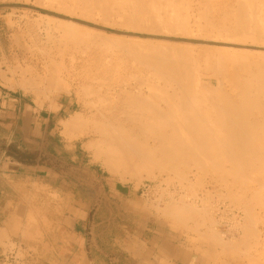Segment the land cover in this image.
Masks as SVG:
<instances>
[{
  "label": "rangeland",
  "instance_id": "1",
  "mask_svg": "<svg viewBox=\"0 0 264 264\" xmlns=\"http://www.w3.org/2000/svg\"><path fill=\"white\" fill-rule=\"evenodd\" d=\"M96 1L95 0L94 1L93 0L92 1L91 0H89V1L85 0L82 3V0H0V5L1 4H21V5H27V6L35 7V9L26 8V7H0V25L5 26V29L8 32L12 31L14 33V37L12 39L13 44H14L15 48L19 49V55H20V60H21V61H17L18 65L15 68V73H16V71H19L20 72L19 74L21 75L22 79H25V76L28 75L30 72H32V74H35V71H36V73H37V82H39V83H37V92H38L37 95H38L40 106H42L44 104V102H48V101L53 100L58 95L67 94L68 95L67 97L71 101V105H72V111H71L70 116H72L74 114L78 115V113L79 114L81 113V115H83V118L85 120H88L89 118L93 117L92 115L95 114V112L97 111V109L99 107L104 108L105 110L107 109L106 112L115 111L113 106L115 104L121 105L122 104L121 102L127 96L126 94L124 95L120 92L121 87L124 86L125 88L123 87V89H127V90L129 89L130 91L133 89V91H131V94H135V92H136L135 90H138V88L140 89L141 86H144L143 92L144 91L145 92L143 93V96L145 97L146 93H147V95L150 96V93L152 92L153 88H155V85L157 86L159 84L158 85L159 87L157 86L156 90L158 89V91L160 92V95L155 94L156 90H154L153 97L150 96V100H151V97H152V99L154 97L155 98L157 97L158 101H157V99H154L153 101L156 100L159 103L160 107L162 108V106H163V108H166V110L170 107V105L175 106V104H176V106L178 107L179 104H177V103H180V101H178L179 99L176 98V96H174V95L178 93L177 96L179 94H180L179 96H181L184 93L182 90V87L178 88L180 86H176V82L174 83L173 81H171L170 80L171 78L168 79L167 75H166V77L163 76L164 73L160 74L158 71L153 69V68H155L154 66L150 65V67H151L150 68L148 66V64L146 62H144L142 59H141L142 60L141 61L142 65H141V62L139 60L140 58L138 57V59H137V57L135 55H133V51H131L130 49H129V51H127L128 52L127 53L126 50L128 49L129 46L126 47V45H130L132 43H134V45L136 44L135 46L139 45L140 48L142 47L141 46L142 44L145 43L146 46H148L149 44L151 45L152 42H153V45L154 44H158V45L160 44L159 46L155 45V47L157 46L158 48L162 45L164 47H166L168 45V47L172 49V50H170V51H172V54L174 53L173 46H175V45L178 46L177 49H181L179 51L180 52L182 51L183 54L181 53L180 56L178 53H175L174 55H172L170 52L169 57L171 58L173 56L171 59L172 60L175 59L176 61L178 59L175 57L179 56L178 58H180V60H182L181 56H182V58L185 57L186 60L183 59V61H185V64L187 63L186 67L189 63L188 67L186 68V72H188V75L191 76L192 87L197 91L198 96L200 97L198 99L197 98L198 96L196 97V95H195L194 98H196V100L195 99L194 100L200 101L201 104L203 103L202 106H204V104L209 105L212 98H215V97H216V99L221 98V97L216 96L220 92L219 90H221L220 93H222V92H224V90L228 92V89H229V91L233 95L236 96V92H234L235 94L233 93V90L235 88L232 90L233 86L232 85L229 86V83L231 84V81L227 82L228 79H225V78L223 79L222 76L224 74H222L221 69H219V67L221 68L220 62L225 63L224 61L219 60V59H221V56L223 57L222 59H224V56L226 55V58L228 60H230L226 53L224 54V52H221L223 49H225V47H228V46L227 45L216 46V45H211V44H207V43L204 44V42H203V44H201V43L196 44V43H193L190 41L182 40V38L202 39V38H204L203 35L207 36L206 34L209 33V31H207V29L212 30L213 26L216 27V26H220L223 24H225V26H227L226 23L229 26L228 28H230L232 25H230L229 23L231 22L232 24H234L233 19H235V16H234V14H231V12L228 8H227V10H229V11H227L225 9V14L230 12L232 17L229 15V13H228V16H227V14L224 15V16H227L226 19H228V21H225L226 23L223 22V24H221L222 22L221 23L217 22L218 21L217 18H218V16L220 17V14H221V18H223V16H222L224 13L223 9L227 7L226 6L227 3L229 4V5L227 4L228 7L233 6V10L231 9V11H234V7H236L235 3H237V2H235L234 0H230V1L229 0H216V1L214 0L215 2L213 0L212 1L207 0V4L209 5L208 6L207 4H204L206 2L205 0H203V2H202V0H200V1L199 0H190V1L189 0H180V2L178 0H176L174 3H175V5L177 4L178 7H174L173 10H175V9L179 10L178 12H180V14L179 13L178 14L181 15V17L178 16L179 19H182V18L186 19V18H188V15H190L189 16L190 19H187V20H189L190 28H192L193 30L192 29L191 30L194 32H192L189 29L191 35L186 36V35H180L178 32H176L177 34H175V32L174 33H163V32H157L156 33V32H152V31H148L146 29H140V28L139 29L138 28L132 29L133 25L135 24L132 21H131V23L133 25L131 24L132 27H130V25H129L130 20L129 19L133 18L134 17L133 15L137 16L140 14V16L143 20H141V18L139 20L138 16H137V18H133L131 20L136 19L139 21H144V20L149 19V17L145 16V14L147 16H149V13L153 11V10L152 11L149 10V8L153 7V6L149 5L150 4L149 2L153 1V3H154L157 0L156 1L155 0H147V1L144 0V1H142L143 2L142 4H140L141 0L137 1V3H134L136 1L132 0V2L134 1L133 5L137 4L138 6L135 5L134 7H136V8L133 7V9H132V7H131L132 5H130L131 11L129 9H126V5H128L127 6V8H128L129 4H131L132 2L129 4L127 3L125 5L126 0H114V3L111 0H108L109 2H107V0H105V1L104 0H100V1L96 0ZM101 1L102 2L104 1V2L102 3ZM162 1L163 2H161V0H160L161 3H158L159 2L158 1V2H156V5L155 4L154 5L156 6V10H157L158 8L161 7L160 5L163 6L165 4L166 7L164 6V7H162L163 9L161 8L163 12L160 9L158 10L159 14H160V12L165 13V14L161 13L162 17H164L165 15H168V12H165V8L169 9V6H170V10L173 12V10L171 9V6H175V5L173 3L174 0L170 1L171 4H173V5H169L168 7H167V5H168L167 1L169 2V0H162ZM251 1H253V0H251ZM251 1H248V2L250 3ZM90 2H93V3L96 2L95 4H99V3L100 4H99V6H97V5L92 3L94 6H96L94 8V6ZM105 2L110 3V4H108V5H110V7L108 5H104ZM145 2H148L149 4L145 3ZM187 2H188V5H187ZM208 2H210V3H208ZM224 2H226V3H224ZM254 2H255V0H254ZM254 2L252 3L253 5H254ZM256 2L258 3L261 1L256 0ZM75 3H77V5ZM144 3L146 4V6L147 5H149V6L146 7ZM153 3H151V4L153 5ZM166 3H167V5H166ZM189 3L191 4V6L189 5ZM198 3H199V5H198ZM257 3H256V5H257ZM102 4L105 7H109V8L112 7V8L109 10V8L108 9L105 8ZM123 4H124V6H122ZM220 4H222V5L225 4L226 7H224V5H223L224 8L222 7V9H221ZM263 4H264V1L261 2V4L260 3L258 4L260 6L257 5L258 6L257 7V10H258L257 13H260V11H261L260 14H262V11H264L263 10L264 7H262V6H264ZM49 5H51V6H49ZM88 5L92 6L93 9H92V7H89ZM158 5L160 7H158ZM186 5H187V7H186ZM217 5L220 6L219 8L221 9V11L223 13L221 11H218L219 8L216 11L215 6H217ZM67 6H68V8L71 6L72 7L68 9ZM139 6H140L141 10H139ZM141 6L142 7L145 6L146 8L145 7L142 8ZM181 6H182V8H181ZM205 6H206V9H210L209 10L210 12L205 11L206 10ZM213 6H214V8H213ZM78 7H80V8H78ZM208 7H211V8H208ZM121 8L126 10L127 12L130 11L129 14L132 13V15L128 14L125 16V14H127V13L124 12L125 14H123V12H121V11H123ZM186 8H187V10H184ZM79 9H81V10H79ZM103 9H104V11H103ZM134 9H136L135 11L137 13L142 11L141 12L142 15H141V13H139V14L135 13L134 14L133 13ZM144 9L146 12L143 11ZM211 9H212V11H211ZM86 10H87V12H85ZM108 11H112V15H111V13H108ZM148 11H149V13H147ZM154 11H155V9H154ZM106 12L110 15H107ZM157 12L155 11V13L157 15H159ZM219 12H221V13H219ZM91 13H92V15H91ZM175 13H177V12H174V15H175ZM206 13H208L209 15ZM215 13H216V15H215ZM232 13H234V12H232ZM118 14L119 15L121 14V15L119 16ZM122 14H123V17L125 16V18H127L129 20V22L126 19L123 21V22L127 21L126 24L122 22V20L124 19V18L122 19ZM150 14H152V13H150ZM154 14H152V18L155 17V18L159 19V17H156L157 15H154ZM178 14H176V15H178ZM199 14H202L203 16L206 14L204 16L205 20H204L203 16L201 17V15H200V17H199ZM186 15H187V17H186ZM88 16L89 17L92 16V18H89ZM93 16H94V18H93ZM143 16H145V17L143 18ZM214 16H216V17H214ZM107 17H108V19H107ZM208 17L209 18L212 17L214 19V22H216L215 24H213L214 23L212 21L213 19H211L213 26L208 24V20H210ZM258 17L260 18V16H258ZM215 18L217 21H215ZM221 18H219V21L222 20ZM230 18H231V21L229 20ZM150 19H151V16H150ZM192 19H193V21H194V19H196L194 21L196 23H198V21L200 19H203L202 20L203 22L200 20L199 23L201 25L203 23L204 24L207 23V24L206 25L203 24L204 25V26H202L203 29L201 32H199L198 30H201L200 29L201 26H200V28L199 27L196 28V26H198L200 24H198V25H195L196 23L193 24ZM263 19H264V16L262 17V21H264ZM62 20H64V21H62ZM76 20H79V21L80 20L81 21L86 20V22H90L93 24L104 26L108 30L105 31V30L100 29L101 30L100 31L97 28H94L92 26V24L90 26H88V25L85 26V24L79 23ZM105 20H107L111 24H109ZM60 21H62V22H60ZM65 21L70 22V23L75 22V23L81 25V27L85 26L84 28H81L82 29L81 31H84L83 29H85V28H86L87 32L89 30H92V31L88 32L91 35H88V37H86V41H85V39L83 40L81 38L82 36L79 37V35H81V33L85 34V32H81V33L79 32L80 26H79V28H77L78 29L77 32L80 33V34L77 33V35H78L77 36L75 33V30H72V29L68 28L66 25H64V24H66V23H63ZM190 22H191V24H190ZM217 23H219L220 25H218ZM142 25H143V23L140 24L139 26L141 28H143ZM208 25H209V27L207 29H205L206 26H208ZM139 26H137V27H139ZM87 27L89 28V30L87 29ZM222 27L223 26H220V28H222ZM233 27H234V25L231 28H233ZM228 28H226V29H228ZM224 29H218L222 32L218 31L217 29H215L214 31H210L211 34H209V36H212V35L215 36L217 34V33L215 34V32H220L218 34H221V37H214V36H212V37L213 38H220V39L224 40L223 37L226 38L227 35L231 36L229 34L225 35V33H228V32L226 31L224 33V31H223ZM64 30L68 31V34H69L70 30L72 32L74 31L73 33H75V35H76V37H75L76 41H75V38H73L72 40L67 39L69 37H67L68 35L65 36ZM203 30H205V32ZM116 31L128 32V33H130V35L129 34L128 35L122 34L120 36V34L116 33ZM179 32H181V31H179ZM88 33H86V34H88ZM204 33H206V34H204ZM222 33H224L223 36H222ZM124 35H125V37H123ZM89 36H91L92 38H89ZM77 37L81 38L83 41L80 39L77 40L78 39ZM132 37H134V38H132ZM231 37H233V36H231ZM70 38H72V37H70ZM94 38H95V40H92ZM109 39H110V41H109ZM103 40L104 41L106 40L108 42L104 43V45H103V42H102ZM185 42H187V44L192 43L195 45H193V47L191 46V48H187L188 46H186V48L184 49L182 47H185V46H183V45H186V44H183ZM147 43H149V44H147ZM247 43L249 44V46L245 47V49L246 50L249 49V50L245 51V54H246V52H247V54L249 53L250 55L249 54L248 55L253 60L250 57L249 58L252 61H256L255 60L256 58H257V60L259 59L261 61V59L263 58L262 59V62H263V60H264V53H263L264 52V45H263L264 42L262 44L263 47H254V42L252 43L251 39L248 37ZM7 44L10 45L9 43H7ZM98 44H99V46H98ZM118 44L122 45V46H119ZM207 45H208V48H207ZM132 46H133V44H132ZM132 46H130V47H132ZM212 46H213V48H212ZM215 47H216V49L220 48V50L217 49L215 51ZM188 49H190V50H188ZM251 49L254 50V53H253V50H251ZM256 49L258 51L263 50L262 51L263 54L262 53L260 54V52H261L260 51V52H258V55H257V52H255V51H257ZM148 50L149 49L144 50L145 51L144 53H147ZM185 50H187L186 51L187 56L185 54ZM139 51H140V49H139ZM151 51H152V53L154 52L153 50H151ZM231 51L232 50H230L229 52L235 53L234 51L233 52H231ZM220 52L223 55H221ZM229 52H227V53L230 54ZM188 53H190L189 56H188ZM206 53H209V54H206ZM218 53L220 55H218ZM237 53H235V54H237ZM149 54H151V53L149 52ZM176 55H178V56H176ZM205 55L207 56V58H205L206 57ZM237 55L241 56L242 54L239 53ZM259 55L262 56V58L261 57L259 58L258 57ZM73 56H74L75 60H74V58H72ZM132 56H134V57H132ZM191 56L195 60L192 59ZM208 56H209V58H208ZM187 59L188 60L192 59V60H190L191 62L190 61L188 62ZM62 60H64V64L60 65ZM134 60L136 62H134ZM138 60H139V62H138ZM196 60H198V61H196ZM183 61H182V63H183ZM225 61H226V63L224 65H226V64H228V65H226V69L224 68V70L225 71L229 70L230 72H233V70H231V69H234V67L232 68L233 65H231L232 62L231 61L227 62V60H225ZM54 62H56L55 63L56 65H53ZM197 62L200 64H196ZM217 62H219L218 66H215L217 64ZM58 63H59V65H58ZM145 63L148 67L145 65ZM206 63H207V65H206ZM143 64H144V66H143ZM208 64L210 65V68H209ZM212 64H214V65H212ZM182 65H184V63ZM190 65L192 67H190ZM224 65H223V67H224ZM230 65H231V67H230ZM56 66L58 69L56 68ZM207 66L209 69L207 68ZM214 66L216 68L218 67L220 72L219 71L217 72L218 69L214 70L213 69V68H215ZM227 66H229L230 68L227 69ZM195 67H196V71H195ZM108 69H111V70H108ZM138 69L140 70V72L137 71ZM198 69H199V71H198ZM212 69L216 72L214 73V71H212ZM187 70H190V71H187ZM150 71H151V73H150ZM106 72H107V74H106ZM135 72L136 73L138 72V73L136 74ZM227 72H225V73H227ZM191 73L193 76L190 75ZM217 73L220 76L217 75ZM220 73L222 74V76ZM148 74H150V75H148ZM156 74H158V75L154 76ZM159 74H160V77H159ZM142 75H143V77H142ZM195 75H196V78H195V80H193ZM148 76H149V78H148ZM152 76H154V78ZM54 77H55V79H54ZM142 79H144L145 81ZM200 79H201V81H200ZM104 80H105V82H104ZM140 80L142 81L143 85H142V83L140 84V82H141ZM149 80L151 82L153 81V83H151ZM154 80H156V81H154ZM197 80H199L200 84H202V85L197 84L198 83ZM222 80H224L225 82L224 81L222 82ZM146 81H149L150 83L146 82ZM101 82L103 83V85ZM171 82H173L174 86L173 85L171 86V84H172ZM193 82H195V83H193ZM66 83L69 85L70 88L66 89L64 87V85L65 86L67 85ZM148 84H150L151 87L154 86L151 91H149V88L147 90ZM167 86H168V88H167ZM194 86L198 87V88H195ZM230 87H232V88H230ZM180 90H181V92H180ZM198 90H199L200 94L204 93V95H200ZM161 91H163V93H164L163 96H161V94H162ZM196 91L194 92V94H197ZM137 92L139 93L140 91L138 90ZM170 93L173 94V96L176 98L175 99L176 101L173 100L172 96L169 97L171 95ZM166 94H167V96H166ZM110 95H111V97H110ZM209 95L211 97V100L209 97V100H208V98H206L208 100V103L203 102L202 100L205 99V96L208 97ZM121 96L123 99L121 98ZM149 96L147 98H149ZM203 96H204V98H203ZM166 97L167 98L169 97V98L167 99ZM165 98L167 99V101L165 100ZM169 99L173 100V103H169L168 102ZM206 99L204 101L207 102ZM99 100H100V102H98ZM105 100L109 101V102H106ZM161 100H164V101H161ZM213 100L214 101L211 104H214L215 99H213ZM218 100H221V99H218ZM238 100H239V98H238ZM103 102H106V103H103ZM161 103H162V105H161ZM216 103H219V101L217 102V100H216ZM168 104H170V105H168ZM210 105L208 107L212 108ZM204 109H205V107H204ZM82 112H85V113H82ZM70 116L68 118H70ZM85 116L88 119H86ZM214 117L215 116L213 115V119H214ZM62 125H63V122H62ZM64 135L70 142L77 141L79 146L81 145V147L84 151V154H85V159L83 160L82 163L80 162V163L71 164L70 170H69L71 182L75 181V179L78 177H85V179L87 181L91 182L92 177H98L101 179L100 183H101L102 191L108 192V188L104 189L103 185L105 183H114L116 181H119V182L123 183L124 185H126L125 190L127 192L132 191V188H134L135 192L132 195H134V196L136 195L137 197L142 198L143 203H145L149 207L150 211H152L156 215H159L162 219H164L165 223L169 224V226H171L172 228L180 227L181 229L178 228V230H182L183 232L187 233L188 235L193 236L194 240H209V242H211V241H216V239H215V237H216L219 242L222 241L224 243L223 244V252H224L225 256L228 257L230 264H237L238 261H240V262L245 261L246 264H264V218H263L264 217V204L259 203V202L264 203V200H263L264 199V196H263L264 195V183H263L264 178H263V176L259 177V175H264V174L257 175L258 174L257 173L255 175L254 174L255 172L254 173L249 172L250 173V176H249V174L246 173L245 176H247V174H248V176L251 177L250 183L246 185L247 182H245L246 180L249 182L248 176H247L248 178L242 177V178L246 179L245 181H243L244 185H246V186L242 185L243 186L242 187L240 185V187H239V184L237 183L239 178L236 180L237 177L235 175H234L235 177H230V176H233V174L231 175V173H230V176L228 175L232 169L230 162L228 163L227 161H224V160H219V161H221V162H219L218 160H216V159L214 160V158H213V160L217 163L216 165H215V162L213 160H211L212 162L207 161V164L210 163L208 165L205 164V162H204L205 166L203 163L200 164V166L203 165L204 167H206V165H207V167L209 166L207 170H206L207 167L202 169L203 167L199 166L200 167L199 168L198 163H196L195 166H193L194 165L193 164L191 167L190 166L184 167V168L182 167L180 170H178V172L177 171L173 172V170H168V171L162 172L160 174V171H158L156 169L154 171V173L157 174V176H158L157 179L151 180V179L143 178L140 182L137 183L138 180L135 178H132L129 175H127V177H126L127 180H122V178H120L119 175L112 174L108 170H106L103 167L101 161L95 159L93 151L88 149L85 146L89 141H91V139L89 137H81V138L75 139V138L70 137L69 134L64 133ZM203 161H206V160H203ZM225 162H226V164H225ZM218 163L219 164L223 163L226 165L224 167V165L222 164L224 168L223 167H221V168H222V170L224 169V171H226V169L228 170L227 175L230 177V178L227 177L228 180L227 179L224 180V178H226L225 176H223V178L220 177L224 171H222V173H221V170L219 171V169H221V168H217ZM227 163H228V165H227ZM196 165L199 169L196 168ZM211 165H212V167H216L217 170L215 171L214 170L215 168L212 169ZM229 166L231 167L230 171L227 168ZM217 171H219V173H221L220 176L218 175L219 173H217ZM223 175H225V172ZM251 175H253L254 177L256 176V178H255L256 180H259V181L263 180V182H259V184L261 183L260 186L262 185L263 189H262V187L259 188V186L257 184L258 181L256 182V180L253 179L252 178L253 176H251ZM232 178L233 179L235 178L234 180H236V181H234ZM257 178H259V179H257ZM252 179L255 181H253ZM232 181H234V182H232ZM235 184H236V186H235ZM71 186H72V184H71ZM256 188H258V189H256ZM248 190L249 191L251 190L250 191L251 193ZM253 190H256V191L262 190V193H258V195H259V197H261V196H263V197L258 198V195H256V194L259 191L256 192ZM97 191H99V190L97 189ZM254 192H256L255 195H253ZM47 196L53 197V194L49 193V194H47ZM254 196L256 197V199ZM105 197L106 196L102 197L103 202L107 203L106 207H109V200L106 201ZM251 199H253V201ZM173 202H175V203L177 202L176 204H178L179 206L180 205H187L185 207H188V204H192L195 207L197 206V209L194 207L193 208L195 209V211L196 210H198V211L195 212V214H193L194 216L192 215V213H190V214L184 213L183 211H182L183 213L181 211H179L178 213H175V215H174V213H172L171 211L168 210V208L171 209L170 207H172L175 204ZM222 206H226L228 209H231V210H237L242 214V221L240 223L241 225L239 224L241 227L240 226L239 227L242 228V226H243L242 223L245 222L244 227H243L244 229L243 228L240 229V231L237 235H228L222 231L223 223H222V221L218 215V212L220 211ZM223 212H224V217H223L224 220L226 222L232 223L233 218L231 215H229V211L225 210ZM250 212L252 213V215H250ZM180 214H182V216ZM186 215H189V216H186ZM190 215H192V216H190ZM179 216H180V218H177ZM180 219L181 220L184 219V220L181 221ZM255 223H256V225H255ZM251 224H252V226L254 224V229L257 232L260 233V231H261V233L259 235V241H257V238L252 235L251 231H253L254 229L253 230L250 229L252 227ZM247 225H249L250 227L249 226L246 227ZM245 227H246V230H248L247 228L250 229L251 235L250 234L249 235L251 238L249 237V235H247L248 236L247 238L245 237L246 236ZM44 234L45 233H43L41 231L38 232L39 244H40L38 249H29V248L18 249L17 254H18V258H19L20 262H16V263L12 262L11 263L9 261V263H5V264H50L48 262V256L51 255V249L44 246V243H45V241H44L45 235ZM213 234H214V236H213ZM211 237H214V238H211ZM243 238H244V240H243ZM211 239H214V240H211ZM246 240L248 242H244ZM218 241H216V242H218ZM232 242L234 244H232ZM257 242H258V244H257ZM225 244L228 245L229 247L226 246ZM231 244H232V247H231ZM233 245H236V246L233 247ZM33 251H34V254H33Z\"/></svg>",
  "mask_w": 264,
  "mask_h": 264
},
{
  "label": "bare ground",
  "instance_id": "2",
  "mask_svg": "<svg viewBox=\"0 0 264 264\" xmlns=\"http://www.w3.org/2000/svg\"><path fill=\"white\" fill-rule=\"evenodd\" d=\"M83 1L85 0H82V3ZM89 1V0H88ZM92 1V0H91ZM94 1V0H93ZM96 1V0H95ZM100 1V0H99ZM105 1V0H104ZM103 1V2H104ZM113 1L114 3V0H111ZM129 1V2H128ZM136 1V2H134ZM133 2L134 3H137V1L139 0H134ZM144 0H141L140 4H142ZM147 1V0H145ZM156 1V0H155ZM159 1V2H158ZM170 1H173V0H169V2L167 1L166 5L167 7L169 5H173L171 4ZM176 0L173 1V3L175 2ZM180 2V0H178ZM190 1V0H189ZM200 1V0H199ZM206 2L204 4H207V0H205ZM210 1V0H208ZM212 1V0H211ZM214 1V0H213ZM216 1V0H215ZM214 1V2H215ZM230 1V0H229ZM236 4V7H234V11H231V9L233 10V6H230L228 7V5L226 4H220L221 6V9L222 7L224 8L223 11L224 13L221 11V9L219 8L220 6H215L216 8V11L217 9L219 8L218 11H221L223 13V18H221V14H220V17L218 16V21L216 20L215 18V21L223 24L226 23L225 21H228V19H226V17L228 16V13L229 15L232 17L231 14H234L235 16V19H233V23L232 24L230 21H231V18L229 19L230 21V25H234L233 28H228V24L226 23L227 26H225V24L223 25H220L219 23H217L218 25L220 26H223L225 29L228 28V29H224L223 27L220 28V26H216L214 27L212 25V21L214 22V19L211 17L209 18L210 20H208V24L213 26L212 30H208L207 28L209 27L206 26L205 29H207V31H209L208 34H206L207 36L203 35L204 38L202 39H196V38H182V40H185V41H190V42H193V43H201L204 44L207 43V44H211V45H227L228 47H225V49H223L221 52H224V54L226 53L228 55V58L230 60H228L226 58V55L224 56V59L227 60V62L231 61L233 65L232 68L234 67V69H231L233 70V72H230L229 70H224V68L226 69V65H224L226 63V61L224 59H222L223 57L221 56V59L219 60H222L224 61L225 63L223 62H220L221 63V68L219 67V69H221L222 71V74H224L222 76V78L224 79H228L227 82L231 81V84L229 83V86H233L230 87L232 88L233 90V93L236 92V96L233 95L229 89H228V92L225 91L224 89V92L220 93L221 90H219L220 94L218 93L216 96L217 97H221V98H218V99H221V100H218L215 98H212L211 100V97L210 95L208 97L205 96V99L208 98L209 100V97H210V103H213V99H215V102L214 104H211L210 107H208L209 105L207 104H204V106H202V104L200 103V101H195L196 98H194V96L196 95V97L198 96V93L197 91L192 87V81H191V76L188 75V72H186V64H185V61H183L184 58H182L181 56V59L178 58L180 56V54L183 52L179 51L181 49H177L178 46H173V51L174 53L172 54V50L171 48L168 47V45L166 47H163L160 46L159 48L157 46H159L158 44H154L153 45V42L151 43V45L149 43L148 46H146V44H142L141 48L139 45L135 46L134 43L133 46L132 44L130 45H126V47H128V49L126 50L129 51V49L131 51H133V55H135L138 59V57L140 58V62L143 60L144 62H146L148 64V66L150 67L151 66H154L156 71H158L160 74L164 73L163 76L166 77L167 75V78L170 79L171 81H173L174 83L176 82V86H180L178 88H181L182 87V90H183V96H177V94H175L174 96H176V98H178L180 101V103H177L179 104L178 107L176 106H171L170 104V107L166 110V108H162L160 107L159 103L157 102L158 99L157 97L153 98V92L154 90H156L157 86L159 85H155V88L151 87L150 84H148V87H147V90L149 88V91L152 90V92L150 93V96L151 97V100H150V96L145 95V97L143 96V87L144 86H141L140 89L138 88V90L140 91L139 93L137 92L138 90H135V94H131V91H133V89L130 91L129 89H123V87L120 88V92L122 94H126L127 96L123 99L122 96L121 98L123 99V101L121 102L122 104L121 105H114V110L115 111H112V112H106V110L104 108H101L99 107L97 109V111L95 112L94 115H92L93 117L92 118H87L85 116L86 119L88 120H85L83 118V115H81V113L78 115H72L70 116V118H68L67 120H63V126L64 127L62 130H63V133H66V134H69L70 137L72 138H75V139H78V138H81V137H89L91 139V141H89L88 139V143L85 145L88 149L92 150L93 153H94V156H95V159L101 161L103 167L108 170L110 173L112 174H117L120 176V178H122V180H127L126 177L127 175L131 176L132 178H135L137 179V183L140 182L143 178H146V179H151V180H154V179H157L158 176L157 174L154 173V171L157 169L158 171H160V174L162 172H165V171H168V170H173L174 171H177L180 170L182 167H191L193 164V166H195L196 163H198V167L200 166V164H207V161L210 162L211 160H224V161H227L228 163L230 162L231 166H232V169L231 167H227L230 171L229 172V176H230V173L231 175L233 174V176H230V177H237L236 180L238 179L237 183L239 184V187L240 185H244L243 181H245L246 179L242 178V177H245V178H248L250 176V173L249 172H255L254 174L256 175H259V174H264V60L262 62V56H258L259 58L261 57V61L257 58L255 59L256 61H252L253 59L247 54H245V51L249 50V49H245V47L249 46V44L247 43V39L248 37L251 39V42L253 43L254 42V47H263L262 44L264 42V21H262V17L264 16V11H262V14L261 11L260 13H257V7L260 6L258 5L259 3L261 4V2H263L262 0H259L261 2H254L251 1V0H234ZM248 1H251L250 3ZM80 2V1H79ZM87 2V1H86ZM97 2V1H96ZM95 2V3H96ZM102 2V1H101ZM102 2V3H103ZM107 2H109L107 0ZM132 0H126L125 1V5L128 3H131ZM133 2L131 4H129V7L127 8L128 5H126V9H129L131 11V7L133 9V7L135 5H133ZM156 2L158 3H161L163 2L161 0H157ZM156 2L153 3V1L151 2H145V3H148L149 5L153 6L151 8H149V10H153L155 9V11L157 12L159 9L162 11V7L165 6V4L162 6V5H158V8L156 10ZM182 2V1H181ZM203 2V0H202ZM222 2V1H221ZM254 2V5L252 4ZM91 4L93 2H90ZM93 3V4H95ZM99 3V2H98ZM144 3V4H145ZM153 3V5L151 4ZM157 3V4H158ZM170 3V4H169ZM178 3V2H177ZM210 3V2H208ZM226 3V2H224ZM234 3V2H233ZM257 3V5H256ZM77 5V3H75ZM92 4V5H93ZM100 4V3H99ZM99 4H95L97 6H99ZM110 3H104V5H108ZM139 4V5H140ZM155 4V5H154ZM203 4V3H202ZM103 5V4H102ZM103 5V6H104ZM121 5V4H120ZM130 5H132L130 7ZM147 5V6H149ZM175 5V3H174ZM177 5V4H176ZM171 6V9L173 10L174 7H178L177 6ZM187 5H188V2H187ZM186 5V7H187ZM189 5L191 6V4L189 3ZM199 5V3H198ZM208 5V4H207ZM206 5V6H207ZM264 5V4H263ZM51 6V5H49ZM53 6V5H52ZM89 6V5H88ZM94 6V5H93ZM102 6V7H103ZM110 7V5H108ZM112 6V5H111ZM124 6V4L122 5ZM138 6V5H137ZM146 6V4H145ZM144 6V7H145ZM146 6V7H147ZM180 6V5H179ZM189 6V7H190ZM201 6V5H200ZM199 6V7H200ZM203 6V5H202ZM206 6H205V9H206ZM209 6V5H208ZM212 6V5H211ZM262 6V5H261ZM72 7V6H71ZM69 7V8H71ZM89 7H92V6H89ZM96 6H94L95 8ZM105 7V6H104ZM109 7H105V8H109ZM121 7V6H120ZM142 7V6H141ZM142 7V8H144ZM145 7V8H146ZM166 7V6H165ZM188 7V8H189ZM232 7V8H231ZM264 7V6H262ZM63 8V7H62ZM68 8V6H67ZM68 8V9H69ZM80 8V7H78ZM85 8V7H84ZM112 8V7H111ZM109 8V10L111 9ZM136 8V7H134ZM153 8V9H152ZM162 8V9H161ZM182 8V6H181ZM201 8V7H200ZM204 8V7H203ZM208 8H211V7H208ZM214 8V6H213ZM227 8L230 10V12L226 13L227 16H224L226 15L225 14V9L227 10ZM73 9V8H72ZM93 9V7H92ZM122 9V8H121ZM138 9V8H137ZM263 9V8H262ZM64 10V9H63ZM81 10V9H79ZM91 10V9H90ZM89 10V11H90ZM123 11V14L128 15L129 12H127L126 10L122 9ZM136 9H134V14L137 13L135 11ZM139 10L140 9V6H139ZM176 10V11H175ZM173 10V12L170 10V6H169V9L165 8V12H168V15H165L164 17H162V14H165V13H162L160 12L159 14V11L157 12L159 15H157L155 13V11L153 12H150L154 15H157L156 17H159L158 18H155L153 17L152 18V14L149 13V11L147 13H149V16H147L145 14L146 17H149V19L147 20H144V21H139L141 16L139 13L141 12H138L137 15L139 18V20H131L133 18H137L136 15H133L129 22V20L127 18H125V16L123 17V14H122V22L126 19L128 20L129 22V25L130 27L131 26V21L133 23H135L132 27V29H136V28H140V29H146L148 31H152V32H163V33H174L177 34L176 32H178L180 35H186V36H190L191 33H190V30L192 28H190V25H189V20L187 19H190L188 15V18L186 19H179V17H181L180 12H178L179 10L175 9ZM184 10H187L184 9ZM189 10V9H188ZM193 10V9H192ZM201 10V9H200ZM203 10V9H202ZM210 9H206L205 11H209ZM215 10V9H214ZM227 10V11H229ZM260 10V9H259ZM264 10V9H263ZM68 11V10H67ZM72 11V10H71ZM104 11V9H103ZM102 11V12H103ZM106 11V10H105ZM145 11V9L143 10ZM204 11V10H203ZM212 11V9H211ZM215 11V12H216ZM226 11V12H227ZM87 12V10L85 11ZM100 12V11H99ZM125 12V13H124ZM146 12V11H145ZM174 12H177L175 13L174 15ZM210 12V11H209ZM219 12V13H221ZM234 12V13H232ZM89 13V12H88ZM93 13V12H92ZM91 13V15H92ZM101 13V12H100ZM108 13H111L112 15V11H108ZM106 12L107 15H110ZM162 13V14H161ZM179 13V14H178ZM205 13V12H204ZM94 14V13H93ZM143 14V15H144ZM178 14V15H176ZM203 14V13H202ZM202 14H199V17L201 15V17L203 16ZM208 14V13H206ZM205 14V15H206ZM218 14V13H217ZM260 14V15H259ZM116 15V14H115ZM119 15V14H118ZM121 15V14H120ZM119 15V16H120ZM129 15H132L129 14ZM142 15V13H141ZM153 15V16H154ZM161 15V16H160ZM204 15V16H205ZM209 15V14H208ZM207 15V16H208ZM211 15V14H210ZM214 15V14H213ZM216 15V13H215ZM85 16V15H84ZM143 16V18L145 17ZM150 16H151V19H150ZM179 16V17H178ZM185 16V15H184ZM183 16V17H184ZM192 16V15H191ZM203 16V18H204ZM260 16V18L258 17ZM89 17V16H88ZM112 17V16H111ZM166 17V18H165ZM187 17V15H186ZM216 17V16H214ZM225 17V18H224ZM89 18H92V16H90ZM94 18V16H93ZM100 18V17H99ZM105 18V17H104ZM155 18V19H154ZM185 18V17H184ZM198 18V17H197ZM196 18V19H197ZM207 18V19H208ZM219 18H221L219 21ZM234 18V17H233ZM259 18V19H258ZM106 19V18H105ZM108 19V17H107ZM194 19V21L196 20ZM211 19H213L211 21ZM226 19V20H225ZM101 20V19H100ZM141 20H143L141 18ZM183 20V21H182ZM198 20V19H197ZM201 21L203 19H200ZM199 20V21H200ZM205 20V18H204ZM264 20V19H263ZM51 21V20H50ZM57 21V20H56ZM64 21V20H62ZM60 21V22H62ZM77 22L79 23H82V24H85L90 26L92 24V26L94 28H97L98 30H100V28L98 27H95L96 26H100V27H103V28H106L104 26H101V25H97V24H93V23H90V22H86L85 21H79V20H76ZM106 22H108L107 20H105ZM193 21V19H192ZM193 21V24L196 23ZM198 21V23H196L195 25H198L200 24ZM207 21V20H206ZM211 21V22H210ZM203 22V21H202ZM205 22V21H204ZM211 24H210V23ZM63 23H66L64 25H66L68 28L72 29V30H75V33L77 35V28H79L80 26V29H79V32H85V34L81 33V35H79V37H81L83 40L85 39L86 41V37H88V35H91L90 33H88L89 31H92V30H89V28L87 27V29L89 30L87 32L86 28L83 29L84 31H81L82 29L81 28H84L85 26H82L77 24V23H70V22H63ZM109 23V22H108ZM123 23H127L126 22H123ZM143 23V28H141L139 25ZM206 23V22H205ZM216 22H214L213 24H215ZM111 24V23H109ZM139 24V25H138ZM191 24V22H190ZM204 24V23H203ZM198 25L196 26L200 28L201 26V30H198L199 32L202 31V26L206 25ZM139 27H137V26ZM128 26V25H127ZM210 26V27H211ZM54 27V26H53ZM219 27V28H218ZM61 28V27H60ZM190 29V30H189ZM211 29V28H210ZM215 29H224V33L227 31L228 33H225L226 34H229L231 36H228L224 38V40L220 39V38H213L212 36H209V34H211L210 31H214ZM86 30V31H85ZM103 30V29H101ZM100 30V31H101ZM108 30V29H107ZM193 30V29H192ZM191 30V31H192ZM197 30V29H196ZM47 31V30H46ZM65 31V30H64ZM106 31V30H105ZM181 31V32H179ZM205 32V30H203ZM220 31V30H218ZM72 31L70 30L69 34H68V31H65V36L68 35L67 39H73L76 37L75 33H71ZM194 32V31H192ZM222 32V31H220ZM220 32H215V36L214 37H221V34H218ZM71 33V34H70ZM78 33V34H80ZM88 33V34H86ZM116 33L120 34V36L122 34H129L128 32H121V31H116ZM213 33V32H212ZM222 33V36L223 34ZM83 34V35H82ZM214 34V33H213ZM94 35V34H93ZM136 35V34H135ZM219 35V36H218ZM74 36V37H73ZM78 36V35H77ZM85 36V37H84ZM132 36V35H131ZM201 36V35H200ZM54 37V36H53ZM72 37V38H70ZM125 37V35L123 36ZM135 37V36H134ZM132 37V38H134ZM170 37V36H169ZM78 38V37H77ZM81 38H78L77 40H82ZM89 38H92L91 36H89ZM100 38V37H99ZM121 38V37H120ZM56 39V38H55ZM105 39V38H104ZM122 39V38H121ZM82 40V41H83ZM92 40H95L92 39ZM165 40V39H164ZM253 40V41H252ZM55 41V40H54ZM53 41V42H54ZM74 41V40H73ZM75 41H76V38H75ZM110 41V39H109ZM96 42V41H95ZM100 42V41H99ZM103 42V45L104 43H107L108 41H102ZM114 42V41H113ZM130 43V42H129ZM180 43V42H179ZM87 44V43H86ZM183 44H186V45H183ZM182 45L185 46V47H182V48H186V46H188L187 48H191V46L193 47V45L195 44H192V43H188L185 42L183 43ZM114 45V44H113ZM119 45V44H118ZM155 45H157L155 47ZM174 45V44H173ZM264 45V44H263ZM99 46V44H98ZM119 46H122V45H119ZM135 46V47H134ZM223 46V47H224ZM230 46V47H229ZM125 47V46H124ZM125 47V48H126ZM134 47V48H133ZM211 47V46H210ZM241 49H240V48ZM132 48V49H131ZM136 48V49H135ZM138 48V49H137ZM181 48V47H180ZM207 48H208V45H207ZM213 48V46H212ZM63 49V48H62ZM100 49V48H99ZM123 49V48H122ZM140 49V51H139ZM147 53H144L145 51L144 50H147ZM199 49V48H198ZM220 50V48H217ZM216 47H215V51L217 50ZM153 50L154 52L152 53ZM190 50V49H188ZM192 50V49H191ZM232 50L231 52H235L237 54H242L241 56L235 54V53H230L229 51ZM253 50V49H251ZM257 50V49H256ZM260 50V49H259ZM179 51V52H178ZM187 50H185V54L187 53L186 52ZM201 51V50H200ZM214 51V50H213ZM261 51V50H260ZM260 51H255L257 52V55H258V52ZM263 51V50H262ZM262 51L260 52V54L262 53ZM33 52V51H32ZM149 52L151 54H149ZM171 52L172 55H174L175 53H178V57H175L177 58L178 60L176 61L174 58V60H172L171 58L169 57V53ZM190 52V51H189ZM204 52V51H203ZM220 52V54H221ZM227 52H229L230 54H228ZM244 52V53H243ZM128 53V52H127ZM199 53V52H198ZM215 53V52H214ZM253 53H254V50H253ZM252 53V54H253ZM264 53V52H263ZM262 53V54H263ZM190 53H188V56H189ZM192 54V53H191ZM201 54V53H200ZM206 54H209V53H206ZM218 53V55H220ZM233 56H232V55ZM235 54V55H234ZM223 55V54H221ZM231 55V56H230ZM245 55V56H244ZM131 56V55H130ZM184 56V55H183ZM187 56V54H186ZM206 56V55H205ZM235 56V57H234ZM248 56V57H247ZM253 56V55H252ZM97 57V56H96ZM134 57V56H132ZM192 57V56H191ZM190 57V58H191ZM231 57V58H230ZM252 59H250V58ZM255 57V56H254ZM74 58V56L72 57ZM196 58V57H195ZM207 58V56L205 57ZM209 58V56H208ZM97 59V58H96ZM142 59V60H141ZM192 59H194L192 57ZM190 59V60H192ZM215 59V58H214ZM232 59V60H231ZM75 60V58H74ZM138 60V62H139ZM186 60V59H185ZM188 60V59H187ZM188 60V62L190 61ZM195 60V59H194ZM193 60V61H194ZM208 60V59H207ZM218 60V61H219ZM43 61V60H42ZM97 61V60H96ZM181 61V62H180ZM184 65H182L183 63ZM198 61V60H196ZM134 62H136L134 60ZM191 62V61H190ZM207 62V61H206ZM56 62L53 63V65H56L55 64ZM95 63V62H94ZM102 63V62H101ZM145 63V65H146ZM218 63L215 65V66H218ZM64 64V60L61 61L60 65H63ZM96 64V63H95ZM196 64H200V63H196ZM215 64V63H214ZM212 64V65H214ZM28 65V64H27ZM59 65V63H58ZM141 65H142V62H141ZM207 65V63H206ZM209 65V64H208ZM224 65V67H223ZM230 65V67H231ZM96 66V65H95ZM137 66V65H136ZM144 66V64H143ZM147 66V65H146ZM147 66V67H148ZM194 66V65H193ZM198 66V65H197ZM214 66V67H215ZM146 67V68H147ZM185 67V68H184ZM190 67H192L190 65ZM189 67V68H190ZM200 67V66H199ZM229 66H227V69L230 68ZM57 68V66H56ZM151 68V67H150ZM198 68V67H197ZM208 68V66H207ZM209 68H210V65H209ZM208 68V69H209ZM27 69V68H26ZM58 69V68H57ZM152 69V70H153ZM214 70L215 69H218V67L216 68H213ZM212 69V71H214ZM217 70V72L220 70ZM108 70H111V69H108ZM137 71L140 72V70L138 69ZM187 71H190V70H187ZM193 71V70H192ZM195 71H196V67H195ZM199 71V69H198ZM227 73H225V72ZM205 72V71H204ZM216 71H214L215 73ZM224 72V73H223ZM110 73V72H109ZM108 73V74H109ZM136 73V72H135ZM138 73V72H137ZM136 73V74H137ZM151 73V71H150ZM190 73V72H189ZM200 73V72H199ZM59 74V73H58ZM107 74V72H106ZM160 74H159V77H160ZM198 74V73H197ZM212 74V73H211ZM150 75V74H148ZM158 74L154 75V76H157ZM192 75V73L190 74ZM217 75H219L217 73ZM154 76H152L154 78ZM193 76V75H192ZM199 76V75H198ZM201 76V75H200ZM211 76V75H210ZM220 76V75H219ZM218 76V77H219ZM127 77V76H126ZM143 77V75H142ZM48 78V77H47ZM52 78V77H51ZM105 78V77H104ZM131 78V77H130ZM139 78V77H138ZM146 78V77H145ZM149 78V76H148ZM196 78V75L194 76V79L195 80ZM55 79V77H54ZM156 79V78H155ZM160 79V78H159ZM166 79V78H165ZM198 79V78H197ZM220 79V78H219ZM47 80V79H46ZM53 80V79H52ZM109 80V79H108ZM144 80V79H142ZM167 80V79H166ZM208 80V79H207ZM49 81V80H48ZM66 81V80H65ZM107 81V80H106ZM139 81V80H138ZM141 81V80H140ZM145 81V80H144ZM143 81V82H144ZM150 81V80H149ZM149 81H146V82H149ZM156 81V80H154ZM164 81V80H163ZM201 81V79H200ZM217 81V80H216ZM224 80H222L223 82ZM52 82V81H51ZM50 82V83H51ZM105 82V80H104ZM151 82V81H150ZM149 82V83H150ZM170 82V81H169ZM173 82H171V86L173 85ZM198 82V83H197ZM197 84H200L199 80H197ZM225 82V81H224ZM226 82V83H227ZM26 83V82H25ZM24 83V84H25ZM37 80H36V86H37ZM102 83V82H101ZM142 83V81L140 82V84ZM145 83V82H144ZM153 83V81L151 82ZM195 83V82H193ZM202 83V82H201ZM52 84V83H51ZM65 84V83H64ZM67 84V83H66ZM107 84V83H106ZM130 84V83H129ZM169 84V83H168ZM178 84V85H177ZM23 85V84H22ZM103 85V83H102ZM143 85V83H142ZM161 85V84H160ZM194 85V84H193ZM196 85V84H195ZM202 85V84H200ZM199 85V86H200ZM101 86V85H100ZM121 86V85H120ZM140 86V85H139ZM174 86V85H173ZM64 87L67 89V88H70L69 85L67 84L66 86L64 85ZM159 87V86H158ZM195 87V86H194ZM225 87V86H224ZM228 87V86H227ZM125 88V87H124ZM165 88V87H164ZM163 88V89H164ZM168 88V86H167ZM174 88V87H173ZM192 88V89H191ZM195 88H198V87H195ZM160 89V88H159ZM175 89V88H174ZM122 90V91H121ZM168 90V89H167ZM176 90V89H175ZM174 90V91H175ZM196 91L197 94H194V92ZM217 90V91H218ZM101 91V90H100ZM158 89L156 90L155 94H159L160 95V92L158 91ZM177 91V90H176ZM167 92V91H166ZM179 92V91H178ZM181 92V90H180ZM199 92V90H198ZM230 92V93H229ZM36 93L38 94L37 92V87H36ZM133 93V92H132ZM161 96L164 95L163 91H161ZM175 93V92H174ZM217 93V92H216ZM154 94V95H155ZM171 94V93H170ZM169 94V95H170ZM200 94V92H199ZM235 94V93H234ZM108 95V94H107ZM200 95H204L203 94H200ZM149 96V98H147ZM158 96V95H157ZM160 96V97H161ZM167 96V94H166ZM173 97V100H175L176 98L173 96V94H171L169 97ZM103 97V96H102ZM111 97V95H110ZM168 97V98H169ZM167 98V97H166ZM165 98V100L167 101V99ZM198 99L200 98L199 96L197 97ZM204 98V96H203ZM239 98V100H238ZM154 99H157V101H153ZM171 99V98H170ZM169 99V100H170ZM195 99V100H194ZM202 99V98H201ZM200 99V100H201ZM205 99H203L202 101L205 102V103H208V100L207 102L204 101ZM168 102L169 103H173V100H170ZM194 100V101H193ZM216 100L217 102L219 101V103H216ZM106 101V100H105ZM161 101H164V100H161ZM176 101V100H175ZM201 101V102H202ZM100 102V100L98 101ZM106 102H109V101H106ZM106 102H103V103H106ZM160 102V101H159ZM167 102V103H168ZM163 103V102H162ZM161 103V105H162ZM166 104V103H165ZM105 105V104H104ZM167 105V104H166ZM173 105V104H172ZM91 107V106H90ZM205 107V109H204ZM207 107V108H206ZM110 108V107H109ZM83 109V108H82ZM82 113H85V112H82ZM89 114V113H88ZM213 115L215 116L214 119H213ZM84 146V147H85ZM211 158V159H210ZM208 159V160H207ZM203 160H206V161H203ZM213 160V161H214ZM212 162V161H211ZM215 162V161H214ZM221 162V161H219ZM232 162V163H231ZM227 163V165H228ZM204 164V166H205ZM210 164V163H208ZM207 164V165H208ZM212 164V163H211ZM214 164V163H213ZM217 163L215 162V165ZM223 164V163H222ZM219 164L217 165V168H221L226 166V162L225 164ZM196 165V168L199 169L200 167H203L202 169L206 168L204 167L203 165H201L199 168L197 167ZM220 165V166H219ZM209 167V166H208ZM208 167L206 168V170L208 169ZM212 167V165H211ZM223 167V168H224ZM215 168V169H214ZM212 169H214L215 171L217 170L216 167H212ZM249 169V170H248ZM191 170V169H190ZM210 170V169H209ZM221 170V173L222 171H224V169L222 170L219 169V171ZM182 171V170H181ZM197 171V170H196ZM219 171H217V173H219ZM176 172V173H177ZM209 172V171H208ZM212 172V171H211ZM225 172V175H223ZM223 174L221 175V173H219L218 175L223 178V176H225L228 180L227 177H229L227 175L228 173V170L226 169V171H224ZM247 174V176H245ZM205 174V173H204ZM156 175V176H155ZM184 175V174H183ZM235 175V176H234ZM181 176V175H180ZM253 176V175H251ZM264 178V175H259V177H262ZM229 177V178H230ZM163 178V177H162ZM253 179L256 178V176L252 177ZM233 179V178H232ZM235 179V178H234ZM233 179V180H234ZM249 179V182L246 180L245 182L246 185L250 183V179L251 177L248 178ZM252 179V180H253ZM259 179V178H257ZM261 179V178H260ZM196 180V179H195ZM214 180V179H213ZM223 180V181H224ZM234 180V181H236ZM256 180V179H255ZM253 180V181H255ZM264 180V179H263ZM263 180L259 181V180H256V182L258 181V186L259 188L262 187V185L260 186L259 182H263ZM232 181V182H234ZM193 182V181H192ZM197 182V181H196ZM225 182V181H224ZM227 183V182H226ZM236 183V184H237ZM254 183V182H253ZM264 183V182H263ZM194 184V183H193ZM235 184V186H236ZM244 185V186H246ZM182 186V185H181ZM187 186V185H186ZM238 186V185H237ZM249 186V185H248ZM243 187V186H242ZM249 189V188H248ZM258 189V188H256ZM263 189V187H262ZM247 190V189H246ZM209 191V190H208ZM249 191V190H248ZM251 191V190H250ZM249 191V192H250ZM253 191H256V190H253ZM259 191V192H257ZM257 194L256 192H254L253 195H258V193H262V190H257ZM169 192V191H168ZM194 193V192H193ZM251 193V192H250ZM196 195V194H195ZM261 195V194H260ZM264 196V195H263ZM261 196V197H263ZM244 197V196H243ZM255 197V196H254ZM259 197L258 195V198H261ZM194 198V197H193ZM248 198V197H247ZM242 199V198H241ZM256 199V197H255ZM263 199V198H262ZM250 200V199H249ZM253 201V199H251ZM264 200V199H263ZM241 201V200H240ZM255 201V200H254ZM257 201V200H256ZM262 201V200H261ZM178 202V201H177ZM176 202V203H177ZM259 202V201H258ZM175 203V202H173ZM175 203V204H176ZM196 203V202H195ZM255 203V202H254ZM261 204H264L262 202H259ZM173 205L172 207H170L171 209L168 208L169 211H171L172 213H178L179 211H183L184 213H192L195 214V212H197L198 210L195 211L194 208L197 209V206L195 207L194 205L192 204H188V207H185L187 205ZM186 204V203H185ZM166 205V204H165ZM247 205V204H246ZM251 205V204H250ZM190 206V207H189ZM203 206V205H202ZM262 206V205H261ZM194 207V208H193ZM236 207V206H235ZM200 208V207H199ZM251 210V209H250ZM170 212V213H171ZM180 212V213H181ZM182 212V213H183ZM200 212V211H199ZM252 212V211H251ZM250 212V215H252V213ZM249 214V213H248ZM182 216V214H180ZM190 215V216H192ZM197 215V214H196ZM178 216V215H177ZM186 216H189V215H186ZM194 216V215H193ZM207 216V215H206ZM256 217V216H255ZM177 218H180L177 217ZM182 218V217H181ZM187 218V217H186ZM191 218V217H190ZM189 218V219H190ZM196 218V217H195ZM194 218V219H195ZM200 218V217H199ZM205 218V217H204ZM264 218V217H263ZM181 220V219H180ZM184 220V219H183ZM181 220V221H183ZM191 220V219H190ZM206 220V219H205ZM204 220V221H205ZM258 220V219H257ZM203 222V221H202ZM200 223V222H199ZM198 223V224H199ZM245 223V222H244ZM244 223L242 228L244 227ZM254 223V222H253ZM203 224V223H202ZM241 225V224H240ZM239 225V226H240ZM246 225V224H245ZM256 225V223H255ZM197 226V225H196ZM249 225H247L246 227H248ZM252 226V224H251ZM241 227V226H240ZM246 227H245V230H246ZM250 227V226H249ZM241 228V229H242ZM256 228V227H255ZM197 229V228H196ZM244 229V228H243ZM248 230H246L245 234H246V238L248 237L247 235H251V232H252V235L254 237L257 238V241H259V235L261 233L257 232L255 229H254V224L253 226L250 228V229H254L253 231L250 232V229L247 228ZM214 230V229H213ZM215 231V230H214ZM213 231V232H214ZM248 233V234H247ZM216 234V233H215ZM249 235V237H250ZM214 236V234H213ZM262 236V235H261ZM231 237V236H230ZM3 238V237H2ZM203 238V237H202ZM211 238H214V237H211ZM219 238V237H218ZM251 238V237H250ZM261 238V237H260ZM216 241L217 238L215 237ZM249 239V238H248ZM211 240H214V239H211ZM244 240V238H243ZM251 240V239H250ZM222 242V241H221ZM220 244H224L223 242ZM244 242H248L247 240L244 241ZM236 243V242H235ZM232 244H234L232 242ZM232 244H231V247H232ZM246 244V243H245ZM258 244V242H257ZM226 245V244H225ZM243 245V244H242ZM228 246V245H226ZM236 246V245H233V247ZM247 246V245H246ZM229 247V246H228ZM230 247V248H231ZM225 248V247H224ZM226 249V248H225ZM228 249V248H227Z\"/></svg>",
  "mask_w": 264,
  "mask_h": 264
},
{
  "label": "crops",
  "instance_id": "3",
  "mask_svg": "<svg viewBox=\"0 0 264 264\" xmlns=\"http://www.w3.org/2000/svg\"><path fill=\"white\" fill-rule=\"evenodd\" d=\"M13 37L0 25V264L20 262L18 249H38L39 231L50 264H230L219 241L172 228L134 188L116 181L103 192L98 177L71 182V164L85 159L62 130L71 101L61 94L39 105L36 71L15 73Z\"/></svg>",
  "mask_w": 264,
  "mask_h": 264
},
{
  "label": "built area",
  "instance_id": "4",
  "mask_svg": "<svg viewBox=\"0 0 264 264\" xmlns=\"http://www.w3.org/2000/svg\"><path fill=\"white\" fill-rule=\"evenodd\" d=\"M229 211V215L232 216L233 222L229 223L224 220V212L223 211ZM219 218L221 219L223 223L222 231L225 232L228 235H237L240 231L239 224L242 221V214L237 210H231L228 209L226 206H222L220 211L218 212Z\"/></svg>",
  "mask_w": 264,
  "mask_h": 264
},
{
  "label": "water",
  "instance_id": "5",
  "mask_svg": "<svg viewBox=\"0 0 264 264\" xmlns=\"http://www.w3.org/2000/svg\"><path fill=\"white\" fill-rule=\"evenodd\" d=\"M0 7H26V8L35 9V7H33V6H27V5H21V4H1ZM95 27H98V28L103 29V30H107V28H103L100 26L95 25Z\"/></svg>",
  "mask_w": 264,
  "mask_h": 264
}]
</instances>
